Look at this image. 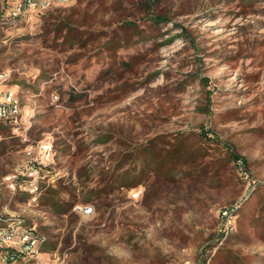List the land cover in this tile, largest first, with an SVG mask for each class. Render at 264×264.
Wrapping results in <instances>:
<instances>
[{"label": "rangeland", "instance_id": "rangeland-1", "mask_svg": "<svg viewBox=\"0 0 264 264\" xmlns=\"http://www.w3.org/2000/svg\"><path fill=\"white\" fill-rule=\"evenodd\" d=\"M24 1L0 0V229L44 264H264V0Z\"/></svg>", "mask_w": 264, "mask_h": 264}, {"label": "built area", "instance_id": "built-area-1", "mask_svg": "<svg viewBox=\"0 0 264 264\" xmlns=\"http://www.w3.org/2000/svg\"><path fill=\"white\" fill-rule=\"evenodd\" d=\"M69 0H25L23 4L19 5L15 11L16 16H24L27 11L39 12L40 10L47 9L54 4L67 3ZM21 108L19 101L15 93L11 90L4 92L0 95V120L8 121L10 119H16L21 115ZM35 189V187H34ZM33 192V187L31 189ZM141 191H135L133 198L137 199L141 196ZM85 215H91L94 209L91 207H85L82 209ZM45 241L39 237H36L33 233L19 232L18 229L13 227H6L0 229V245L13 244L20 253L30 254L31 252L35 264H44L40 261L39 250ZM36 249V252H33Z\"/></svg>", "mask_w": 264, "mask_h": 264}, {"label": "trees", "instance_id": "trees-1", "mask_svg": "<svg viewBox=\"0 0 264 264\" xmlns=\"http://www.w3.org/2000/svg\"><path fill=\"white\" fill-rule=\"evenodd\" d=\"M232 159H239V156L232 155ZM0 264H35V260L28 254L20 253L16 247L0 248Z\"/></svg>", "mask_w": 264, "mask_h": 264}]
</instances>
